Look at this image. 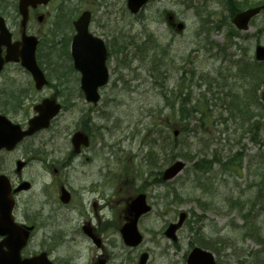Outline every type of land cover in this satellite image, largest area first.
I'll list each match as a JSON object with an SVG mask.
<instances>
[{
	"label": "rangeland",
	"instance_id": "374dc122",
	"mask_svg": "<svg viewBox=\"0 0 264 264\" xmlns=\"http://www.w3.org/2000/svg\"><path fill=\"white\" fill-rule=\"evenodd\" d=\"M234 2L236 7L244 8L264 0ZM124 4L125 0H55L52 4L56 21L67 17V21H63L66 25L62 23L59 28L63 31L62 40L73 32L70 24L79 11L87 8L94 12L91 30L106 39L112 52L111 79L101 90L102 98L94 112L84 98H79L77 73L70 72L69 82L63 84L62 98L68 101L66 107L71 110L66 108L61 114V125L69 126L54 142L55 154L61 159L67 158L73 150L74 130L84 126L92 137L87 156L93 155L97 160L102 154L101 160L98 159L100 167L95 173L91 172L93 175L88 181L92 188L95 180L100 181L105 189L94 184L81 205L84 214L77 211L69 215L54 196V187L45 184L52 177L43 175L41 167L32 164L24 177L34 182V189L30 195L22 196L21 211L29 214L31 209L40 208L43 200L44 205H51L43 211H51V207L56 212L61 209L59 215L65 211L66 221L60 224L61 228L87 247L81 250L78 259L81 264H89L101 251H97L82 230L92 218L93 202L100 208L102 226L99 228L111 256L107 264H138L144 251L150 253L148 264H186L191 245L202 238L203 243L209 241L215 247L217 258L224 264H263L255 257L264 258V251L259 250L264 247V213L258 211L261 206L255 209L256 189L248 192L245 188L263 178L264 137L261 141L254 140L264 134V128L262 132L259 130L261 114L255 116L262 113L264 117V108L263 104L253 103L250 95L264 92V78L256 81L257 71L244 74L240 65H236L239 56L246 57L245 64H255L252 60L255 44H264L262 15L256 17L250 30L245 31L247 37H243L245 33L236 30L228 21L232 10L226 0H155L135 17L127 12ZM167 9L185 21L186 30L176 33L167 25L162 17ZM229 34L240 35L237 50ZM68 63L67 58H61V65L50 69L49 74L56 78L61 72L66 73ZM259 68L264 71V64ZM244 78L247 79L241 80ZM0 90L2 99L7 100L6 109L19 122H24L32 113L33 103L51 91L47 87L42 92L36 91L32 78L15 66H10L0 76ZM18 92H22L24 105L15 106L12 97ZM69 93L67 97L65 94ZM245 95L247 103L238 104L247 108V115L235 110L236 102H231ZM166 100L174 102L175 108L166 107ZM207 105L214 114L212 118L200 120L194 111L191 112L193 108L203 109ZM182 112L188 115L186 130L179 116ZM171 121L175 126L169 129L167 125ZM62 126L56 130H61ZM176 127L182 129L179 146H190L191 160L183 159L187 157L180 147L160 149L161 141L165 140L163 135L171 139ZM157 129L160 134L166 131L159 141H156ZM32 140L23 142L15 152L0 153V162L6 161L14 171L16 160L28 158L31 153ZM151 143L156 147L150 149ZM242 149L246 152L244 169L237 175L230 162L226 168L222 162L232 151ZM202 157L213 162L208 163L211 167L207 174L194 165ZM176 158L186 160L183 172L162 185L159 172ZM81 161V158L74 160L76 167H85L89 160L84 166ZM78 182L74 176L66 186L77 188ZM139 192L148 195L153 210L139 222L144 242L130 247L122 240L119 230L125 222V204ZM242 195L243 199L239 200ZM233 200L240 203L233 204ZM254 202L252 211L249 206ZM76 203H79L77 198L73 204ZM182 210L188 211L189 216L174 242L164 232ZM102 212L113 221L107 223ZM37 225L43 227L40 221ZM36 238L34 243L38 241V236ZM74 250L67 248L65 253L78 255Z\"/></svg>",
	"mask_w": 264,
	"mask_h": 264
},
{
	"label": "water",
	"instance_id": "95a60500",
	"mask_svg": "<svg viewBox=\"0 0 264 264\" xmlns=\"http://www.w3.org/2000/svg\"><path fill=\"white\" fill-rule=\"evenodd\" d=\"M143 2L144 0H129V6L136 9L140 7ZM259 9L260 7H255L254 9L245 10L235 17V21L240 27L245 28L248 25L247 21L252 15L259 11ZM88 22V13H85L83 16H81L77 22L79 34L74 39L73 53L75 56V64L83 72L82 87L85 90L86 98H88L90 101L94 100L97 102L100 98L98 94V88L107 82L109 78L105 63L107 52L105 50L103 41L89 35L86 29ZM90 39H93L96 42L92 48H96L97 50L99 49L98 59L92 61L91 63L87 62L85 59V50H87V44H85V41ZM31 55L32 63L29 66L34 72H36L38 71V68L35 66L33 51ZM257 57L264 58L263 46L258 47ZM37 110H40V114L29 121L30 127L27 131H22L20 125H13L6 119V117H0V120L3 123V129L0 127V148L7 146L8 148L12 149L25 135L32 134L35 130L39 129V127L49 125V119L59 111V105L55 102V100L46 99L43 103L38 105ZM78 139L82 142L88 143L87 136L84 135V133H77L73 138V140H76V142H78ZM22 165L23 163H19L18 167L20 168ZM184 166V161L177 160L173 165L167 167L164 170L163 177L165 179L174 178L175 175L181 172ZM20 187L27 188L28 183H25ZM14 204L15 200L12 196L10 180L5 175H0V234H8L5 242L9 247V252L6 257H9L10 260L13 258L12 261L7 264H51V262L46 259L44 254L36 256L32 259H21L20 251L27 242L29 232L14 222V217L12 214ZM129 208L132 217L122 229L124 239L128 244L133 245L139 243L142 240V236L137 229L139 216L142 215V213L148 211L151 207L146 204V195L142 193L133 199L132 203L129 205ZM186 216L187 215L185 213H181L180 220L176 222V224H171L167 229L166 234L174 239H177L175 232L182 224ZM146 258L147 254L145 253L141 258V264H145ZM187 260L188 264H220L216 262L212 252H209L201 247H195L189 254ZM0 264L3 263L0 262Z\"/></svg>",
	"mask_w": 264,
	"mask_h": 264
},
{
	"label": "flooded vegetation",
	"instance_id": "af4514ba",
	"mask_svg": "<svg viewBox=\"0 0 264 264\" xmlns=\"http://www.w3.org/2000/svg\"><path fill=\"white\" fill-rule=\"evenodd\" d=\"M53 1L54 0H52L49 5H37L36 7L30 8L28 19L25 21V23H23L21 11L19 9L20 0H0V20L2 19V23H5V26L8 28L10 34H12V40L19 41L22 36H24V33L34 37L36 36L39 62L45 70L47 69L48 65L54 66V64L52 62H45L43 57L39 54L46 52V50L54 51L60 45L58 35H56V32L51 28L54 23L53 21L49 20L50 17L54 15L53 11L49 9V6L53 3ZM7 48V45L2 44L3 54L7 52ZM20 65V62H14L13 64H8L6 67L7 69L10 68V66L22 68ZM67 80H69V76L56 77L55 81L52 82L51 86L49 87L50 89H55L58 91V95H64L62 89L63 84L68 82ZM65 95L70 97V93ZM61 102L63 105H65L68 101H65L64 98H61ZM6 103L7 100L2 101V97L0 95V113H6L10 118H13L11 117V112L7 111L5 107ZM66 108L69 109L68 107H63V111L52 119V123L48 129L40 130L39 133L35 134L33 138L34 140H32L33 143L31 142V154L33 156L31 159H29L23 169L19 171L15 169L12 171V168L8 167L7 162L5 161V163L0 162V172L9 174L11 178L16 179L17 181H14L18 183L25 178V172L30 167L29 165L36 164L41 167V172L43 175L52 177L51 181H45V184H50L52 187H54V193L56 194V197H58L60 194L61 189L66 187L70 193L71 199L69 202L72 201L71 203H74L75 199L77 198L79 203L74 204V206L79 208L80 212L84 214L85 211L81 208V205L84 203V198L88 197L86 194L91 193L90 189L94 188V184L95 186H99L100 181L95 180L96 182L92 184L93 188L90 186L88 181V176L93 175L92 173L96 172L95 167L92 168L94 165L93 161H95L93 155L87 156L86 153L87 149H91V145L89 147L81 146L78 152L72 150L71 154L67 158L61 159L55 154L57 149L54 142L57 138H60L61 133H64V130L69 126L61 125V114L65 112ZM61 126L63 127L61 130H56ZM0 152H6V150L3 149L0 150ZM78 158L82 159L81 164H83V166L87 160H89L88 164L85 165V167H76L74 160ZM78 168H80V171ZM74 176L79 180V182L76 184L77 188H74L73 186H66V183L72 182ZM78 185H80L81 188L78 189ZM100 186H102V184ZM68 205H70V203ZM93 208H95L96 219H98L99 224L101 220L99 215L100 208H98L97 203L94 202ZM55 214L56 211L53 210L45 219H53ZM92 231L93 235L100 241L99 244L97 243V246L106 252V246L104 245L101 237L102 234L100 232H96L95 227ZM100 259L106 261L101 254L100 257L95 259L92 264H95Z\"/></svg>",
	"mask_w": 264,
	"mask_h": 264
},
{
	"label": "bare ground",
	"instance_id": "6f19581e",
	"mask_svg": "<svg viewBox=\"0 0 264 264\" xmlns=\"http://www.w3.org/2000/svg\"><path fill=\"white\" fill-rule=\"evenodd\" d=\"M95 154H96V157H97V153H96V151L94 152ZM101 158H102V154L97 158V160H95V161H93L94 163V165H93V167L92 168H94L95 167V170H96V168H99L100 167V165L98 164V162H99V160L98 159H100L101 160ZM89 176H92V175H89ZM88 176V177H89ZM79 188H81V186L80 185H78V189ZM86 195H88V194H86ZM67 243V247H69L70 249H76V250H82V249H84V245H82L80 242H69V241H66Z\"/></svg>",
	"mask_w": 264,
	"mask_h": 264
},
{
	"label": "trees",
	"instance_id": "16d2710c",
	"mask_svg": "<svg viewBox=\"0 0 264 264\" xmlns=\"http://www.w3.org/2000/svg\"><path fill=\"white\" fill-rule=\"evenodd\" d=\"M258 78H259V75H257L256 77H255V79H257L258 80ZM261 78H264V76L263 77H261ZM200 162V164L198 165V166H200V168L202 169V170H205V168L204 167H206L207 165H203V164H205V161H199ZM261 176H264V173H263V175H261ZM263 180H261V181H258V182H262ZM264 186V182L260 185V186Z\"/></svg>",
	"mask_w": 264,
	"mask_h": 264
}]
</instances>
